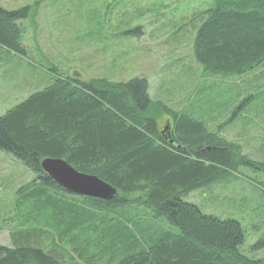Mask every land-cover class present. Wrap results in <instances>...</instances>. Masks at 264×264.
<instances>
[{
  "label": "trees",
  "instance_id": "obj_1",
  "mask_svg": "<svg viewBox=\"0 0 264 264\" xmlns=\"http://www.w3.org/2000/svg\"><path fill=\"white\" fill-rule=\"evenodd\" d=\"M28 11L0 7L5 59L27 57L20 23ZM194 20L199 23L192 55L205 73L238 76L264 63V0H210V8ZM52 72L45 87L0 116V152L36 176L32 212L51 222L44 234L24 232L12 239V248H0V264H73L72 258L82 264H264V257L243 253L245 235L237 221L204 215L182 200L230 179L240 167H251L238 145L210 132L201 119L152 100L144 79L82 81ZM253 100L239 102L228 122L236 120V113L254 112ZM162 118L167 130L159 128ZM45 158L97 177L115 189L114 197L70 194L41 171ZM132 209L147 212L144 224L159 220L158 225L141 228L137 225L143 221L121 215ZM143 229L153 234L144 235ZM55 238L59 247L42 248ZM66 240L69 254L62 246ZM263 247L264 241L250 249Z\"/></svg>",
  "mask_w": 264,
  "mask_h": 264
},
{
  "label": "rangeland",
  "instance_id": "obj_2",
  "mask_svg": "<svg viewBox=\"0 0 264 264\" xmlns=\"http://www.w3.org/2000/svg\"><path fill=\"white\" fill-rule=\"evenodd\" d=\"M0 7L29 9L20 23L27 57L10 54L5 59L0 54V116L45 87L54 76L52 69L58 76L82 81L146 80L152 100L201 119L210 132L238 145L241 158L251 163L230 179L182 200L204 215L237 221L245 235L243 253L251 259L264 257V247L250 249L264 241V63L238 76H212L201 70L192 55L199 23L193 19L210 8V0H0ZM248 97L254 99L255 111L236 113V120L228 122L237 104ZM166 121L160 120L161 130ZM35 180L29 169L0 152V248H12V239L21 233L47 232L46 223L51 222L40 221L29 202ZM124 214L133 223L143 221L137 225L141 228L159 222L144 224L147 212L142 209ZM45 242L42 248L47 250L60 243L56 238ZM67 242L62 246L69 254Z\"/></svg>",
  "mask_w": 264,
  "mask_h": 264
},
{
  "label": "water",
  "instance_id": "obj_3",
  "mask_svg": "<svg viewBox=\"0 0 264 264\" xmlns=\"http://www.w3.org/2000/svg\"><path fill=\"white\" fill-rule=\"evenodd\" d=\"M40 169L57 186L75 196L110 200L116 192L97 177L79 173L61 159L45 158Z\"/></svg>",
  "mask_w": 264,
  "mask_h": 264
},
{
  "label": "bare ground",
  "instance_id": "obj_4",
  "mask_svg": "<svg viewBox=\"0 0 264 264\" xmlns=\"http://www.w3.org/2000/svg\"><path fill=\"white\" fill-rule=\"evenodd\" d=\"M116 193V192H115ZM100 200V199H99Z\"/></svg>",
  "mask_w": 264,
  "mask_h": 264
}]
</instances>
